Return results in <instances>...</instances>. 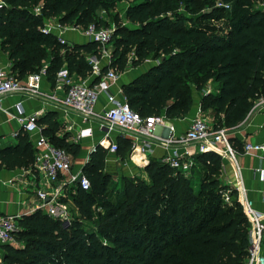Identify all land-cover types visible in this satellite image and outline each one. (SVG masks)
Returning <instances> with one entry per match:
<instances>
[{
  "label": "trees",
  "instance_id": "1",
  "mask_svg": "<svg viewBox=\"0 0 264 264\" xmlns=\"http://www.w3.org/2000/svg\"><path fill=\"white\" fill-rule=\"evenodd\" d=\"M2 1L0 51L7 54L11 73L22 80L45 65L53 87L62 68L85 80L93 72L88 57L100 59L102 51L94 42L61 43L42 31L44 20L107 28L95 19L97 10L108 12L118 0ZM127 1L124 17L133 26L115 27L110 61L101 74L113 69L120 75L127 67L155 61L121 86L129 108L142 118H179L192 105L190 83L202 91L211 81L217 88L202 94L201 111H211L215 125L231 128L241 122L264 95V0H220L231 5L228 15L215 0ZM179 1L190 13L209 3L211 10L200 20L223 19V24H187ZM36 122L51 144L72 159L80 155L81 144L70 140L57 111L44 112ZM16 139L15 145L0 147V168L32 166L35 149L29 136L20 129ZM230 142L241 150L236 139ZM116 144L121 158L133 147L123 136ZM106 156L107 150L96 145L82 167L90 191L74 184L60 199L70 198L76 209L70 220L39 210L18 218L15 243L3 245L1 264H245L250 224L234 193L230 202L224 200L219 155L195 154L190 176L151 159L144 167L147 179L121 176L116 181L105 171Z\"/></svg>",
  "mask_w": 264,
  "mask_h": 264
},
{
  "label": "built area",
  "instance_id": "2",
  "mask_svg": "<svg viewBox=\"0 0 264 264\" xmlns=\"http://www.w3.org/2000/svg\"><path fill=\"white\" fill-rule=\"evenodd\" d=\"M5 3L0 0V9ZM35 13L38 8L32 9ZM63 28L58 20L53 18L45 19L43 32L53 33L56 29ZM78 29L89 42H94L100 46L103 53L108 54L107 46L111 40L113 30L110 28H97L93 23L86 28L71 27ZM54 34V33H53ZM61 43L70 44L64 38L58 36ZM93 67V72L98 77L95 83H88L72 76L66 68L60 69L56 73L54 86L48 92L42 93L40 81L45 75V65L36 73L26 76L22 80H17L11 73L9 67L0 65V100L8 95L21 92L27 96H40L46 98L44 104L60 115L72 114L79 118L83 127L74 134V141L92 137L97 129L103 132L98 145L104 147L107 153H116L117 144L110 136L115 130L123 137H130L134 142L133 149H137L136 143H140L142 148L149 147L150 139L154 136L157 124L163 123L165 115L142 118L137 112L131 110L126 103L122 92L114 93L111 86L118 79L119 74L108 69L101 74L100 65L93 60H89ZM106 94L107 105L101 110H96V103L99 95ZM18 109V122L23 132H25L35 149L34 161L31 170L40 175L49 186L59 180L61 175H67L60 188L50 191L46 185L35 190V203L33 212L39 210L51 217H60L63 220H70L72 214L64 210L61 204V196L65 194V186L72 187L77 184L82 190L90 191V182L82 174V170L74 171L72 157L63 149L51 144L42 134L36 120L40 116L39 112L25 113L21 102L16 104ZM264 109V95L259 97L250 109ZM168 136L160 137L158 140L164 147H172V153L166 155L161 160L171 168L179 170L185 176H190L193 165V156L203 152H214L219 155L223 162L229 161L239 168V153L230 142V128L215 125L207 117L198 114L190 123L189 127L182 133L176 134L173 125H168ZM142 138L143 140H140ZM107 142V144L105 143ZM193 148V149H191ZM241 152L244 154H254L264 161V142H244L241 143ZM264 178V169L259 170ZM239 191L237 199L250 224V246L245 264H264V211L255 207L253 200L246 197L242 189ZM224 200L230 202V190L223 192ZM261 201L264 203V192ZM61 208V212L58 210ZM18 215H0V244L15 243L14 233L19 229ZM2 262L0 255V264Z\"/></svg>",
  "mask_w": 264,
  "mask_h": 264
},
{
  "label": "crops",
  "instance_id": "3",
  "mask_svg": "<svg viewBox=\"0 0 264 264\" xmlns=\"http://www.w3.org/2000/svg\"><path fill=\"white\" fill-rule=\"evenodd\" d=\"M262 7L264 9V5ZM53 33L57 37L60 36L70 43L83 44L87 42V39L82 35L80 30L71 27H61L56 29ZM89 58L90 60L96 61L100 67L103 68L109 64L110 54L102 52L100 59H96L93 55L89 56ZM147 62L149 63L147 64ZM153 64H155V62H152L150 59L145 61L141 67H127L111 86V91L114 93L122 92L121 86L123 84L131 82L136 76L146 71ZM0 65L9 68L11 67L7 54L1 51ZM96 77V74L92 73L85 79V81L92 83ZM50 88L51 84L44 75L40 81V90L42 93H46ZM45 100L46 98L43 94L40 96H27L21 92L8 95L0 100V147L15 145L17 143L16 134L21 129V126L18 122V109L16 104L21 102V106L25 113L39 112V114L42 115L44 112L52 110L51 108H48V106H45ZM200 100L201 97L196 95V98H194L191 108L186 115L175 119H168L165 117L163 123L157 124L154 136L150 139L149 147L142 148L140 143H136V145H138L136 147L138 148L137 152L140 154V161L137 160L134 155V152L136 151V149H133L134 142H132L133 147L131 152L125 158L119 157L116 153H107L105 171L112 175V173L120 167L124 171V175L133 178L139 174L142 178L147 179L148 176L144 171V167L148 162L151 159L161 162L164 156L172 153V147L162 146L158 138L168 136L167 126L169 124L174 126L176 134H180L189 127L190 123L198 114L203 115V112L200 109ZM106 102V94L101 93L98 102L96 103V110L101 111L107 105ZM249 111L241 122L230 128L231 138L236 139L240 144H243L244 142H264V109H256L251 113ZM58 115L64 122L65 129L71 135L70 140L75 142L74 134L83 127V124L78 117L72 114ZM207 118L213 122L212 118ZM102 135L103 132L96 128L92 137L82 139L78 142L82 147L78 157L83 158V160L78 163L77 167L73 166L74 171L81 170L88 160L89 153L96 145H98V140L101 139ZM110 136L112 137V140L116 141L117 136L121 135L115 130L110 133ZM126 138L132 141L130 137ZM140 140L143 139L140 138ZM31 143L33 144L32 141ZM236 150L239 153V168L228 160L223 162L219 176L220 183L227 188L226 190H230V197L232 193L237 197L239 193L237 189H242V191L245 192L246 197L253 200L255 207L264 211V203L261 201L262 192H264V178L259 172L260 169H264V161L254 154H244L239 148H236ZM58 178L60 179L49 186V184L46 185L45 180L31 170V168H0V215L22 216L33 213V206L36 199L35 190L44 185L49 187L50 191L54 188H60L63 180H66L67 175L63 174ZM69 188V186L63 188L65 190L63 197L66 196ZM63 197L61 196V198ZM61 204H64V210L68 211L70 214L73 215L76 213V209L70 198H66V201ZM58 210L61 212L59 206ZM0 255L2 259L4 255L2 244H0Z\"/></svg>",
  "mask_w": 264,
  "mask_h": 264
},
{
  "label": "rangeland",
  "instance_id": "4",
  "mask_svg": "<svg viewBox=\"0 0 264 264\" xmlns=\"http://www.w3.org/2000/svg\"><path fill=\"white\" fill-rule=\"evenodd\" d=\"M200 1H202V0H200ZM128 3H129V1H127V0H118L117 3L115 4V6L110 8L108 12H106L102 8H99L97 10L95 19L104 20L105 23H106L105 27L110 28L113 31H114L115 27L117 25H119V24L125 25L126 27H130L131 28L133 25L130 22L126 21L125 17H124V12H125V9H126ZM212 4H213V2H212ZM214 5L217 6V7L225 8L226 9L225 15H228L229 13H231V5H229V4H224L220 0H215L214 1ZM177 8H178V11H180L181 14L186 16V18H187L186 23L189 24V25L190 24H196V25L200 24V25L207 26V27L211 26V25L219 27V26H221L223 24V21H224L223 19H221L220 21H215V20L201 21L200 20L199 16L201 14H204V13L209 12L211 10V6L209 5V3H206V4L201 5L200 7H198L197 8V12H195V13L187 12L184 9V4L182 2L179 3ZM55 20H58V19H55ZM87 42H89V41H87ZM105 48L107 49L108 53L111 54V52L113 50V41L110 40L109 44L107 46H105ZM88 60H90L89 57H88ZM148 60H150V59H148ZM148 60H146V61H148ZM152 62H155V61L152 60ZM148 63L149 62H147V64ZM138 67H141V66H138ZM190 86L192 88V98H193V100H194V98H196V95H198L199 97L202 98V94L203 93L215 92V90L217 88V85L215 83L211 82V81L206 83V85L203 87L202 91L195 90V88L193 87L192 83H190ZM209 90H211V91H209ZM193 100H192V103H193ZM203 115H205L206 117L212 118L213 123L215 122L213 117H212V115H211V111L203 112ZM82 160H83V158H80V157H77L76 159H72L73 166L77 167L78 163L82 162ZM121 176H127V175H124V171L120 167L117 168L112 173V178H114L115 181H116V179L120 178ZM127 177H129V176H127ZM129 178H131V177H129ZM133 178L136 179V178H142V177L139 176V174H137ZM89 225H91V224L89 223Z\"/></svg>",
  "mask_w": 264,
  "mask_h": 264
},
{
  "label": "bare ground",
  "instance_id": "5",
  "mask_svg": "<svg viewBox=\"0 0 264 264\" xmlns=\"http://www.w3.org/2000/svg\"><path fill=\"white\" fill-rule=\"evenodd\" d=\"M138 151V148L136 149V151L134 152V155H135V158L137 159V160H139L140 161V154H139V152H137ZM143 158V157H142Z\"/></svg>",
  "mask_w": 264,
  "mask_h": 264
},
{
  "label": "water",
  "instance_id": "6",
  "mask_svg": "<svg viewBox=\"0 0 264 264\" xmlns=\"http://www.w3.org/2000/svg\"><path fill=\"white\" fill-rule=\"evenodd\" d=\"M81 170H82V168H81Z\"/></svg>",
  "mask_w": 264,
  "mask_h": 264
}]
</instances>
